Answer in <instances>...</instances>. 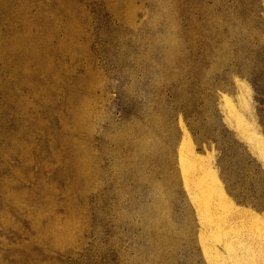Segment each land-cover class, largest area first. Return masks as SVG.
<instances>
[{
	"label": "rangeland",
	"instance_id": "374dc122",
	"mask_svg": "<svg viewBox=\"0 0 264 264\" xmlns=\"http://www.w3.org/2000/svg\"><path fill=\"white\" fill-rule=\"evenodd\" d=\"M0 264H264V0H0Z\"/></svg>",
	"mask_w": 264,
	"mask_h": 264
}]
</instances>
